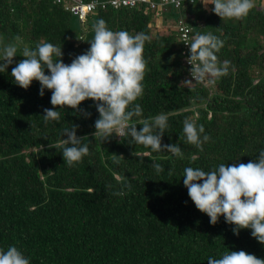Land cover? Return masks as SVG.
Segmentation results:
<instances>
[{
	"label": "trees",
	"instance_id": "16d2710c",
	"mask_svg": "<svg viewBox=\"0 0 264 264\" xmlns=\"http://www.w3.org/2000/svg\"><path fill=\"white\" fill-rule=\"evenodd\" d=\"M201 2L180 11L165 6L159 16L137 2L97 10L81 22L54 0H0V49L18 46L13 64L0 73V249L14 245L30 264H208L209 257L240 250L264 259V245L250 229L235 235L223 216L212 225L183 184L186 167L208 172L248 163L264 150V0H254L249 15L235 23ZM169 15L187 18L191 42L197 33L224 41L216 55L221 65L229 62L227 75L183 85L190 80L178 32L153 23L154 16L165 21ZM99 19L112 31L150 36L144 94L135 102L143 114L133 123L139 131L140 120L165 114L162 145H179L183 158L153 152L130 136H94L99 113L92 100L79 112L58 109L59 121L45 122L52 93L45 89L41 97L38 81L27 90L15 83L11 71L24 59V46L52 43L70 64L90 48ZM185 119L211 137L203 150L186 141ZM71 125L87 137L82 143L89 153L68 166L59 142ZM153 163L164 170L157 173Z\"/></svg>",
	"mask_w": 264,
	"mask_h": 264
},
{
	"label": "clouds",
	"instance_id": "9594fccd",
	"mask_svg": "<svg viewBox=\"0 0 264 264\" xmlns=\"http://www.w3.org/2000/svg\"><path fill=\"white\" fill-rule=\"evenodd\" d=\"M173 2L180 6V0ZM201 3L214 5L215 15L222 20L244 19L255 7L254 0H202ZM92 30L94 36L88 42L90 48L70 64L63 62L62 47L52 43L40 42L35 49L24 46L21 52L24 59L11 71L15 83L27 90L33 81H38L41 97L45 89L52 93L50 102L53 108L44 109L45 122L59 121L61 113L58 109L71 108L79 112L82 102L92 100L99 113L94 136L105 141L113 133L118 137L130 136L135 143L151 148L153 152H168L183 158L179 145H162V137L168 127L165 114L140 120L139 131L137 124L133 123L134 117L143 114L141 106L135 102L144 94L147 61L143 52L150 36L144 33L132 35L124 30L112 31L103 19L95 21ZM15 41H21V37L16 36ZM189 46L187 63L191 65L190 75L196 84H211L214 79L227 75L229 62L221 65L216 55L223 48L224 41L211 33H197ZM17 51L16 43L6 44L0 49V73L13 64ZM46 69L50 74H45ZM183 85L193 84L185 81ZM78 127L71 125L70 129H64L63 137L67 138L59 142L64 163L68 166L81 162L89 153L88 145L82 143L87 137L76 134ZM204 132L203 125L198 126L191 119L184 120L186 141L201 150L203 144L211 139ZM152 167L157 173L164 170L159 163H153ZM183 184L195 207L210 218L212 225L223 216L226 223L235 226V235H239L240 230L250 229L252 237L264 245V150L260 151L257 159L248 163L220 164L208 172L186 167ZM0 264H30V261L13 245L6 251L0 249ZM208 264H264V259L243 250L228 251L218 259L209 257Z\"/></svg>",
	"mask_w": 264,
	"mask_h": 264
},
{
	"label": "built area",
	"instance_id": "2783aa9c",
	"mask_svg": "<svg viewBox=\"0 0 264 264\" xmlns=\"http://www.w3.org/2000/svg\"><path fill=\"white\" fill-rule=\"evenodd\" d=\"M202 0H180V6H177L173 0H92L85 2L84 0H54L56 4H61L66 11L70 12L73 16H76L79 21L85 22L87 17L97 10H104L108 7L119 8L121 6H134L137 2L148 3L149 7L155 13V16H159L161 9L165 6H171L175 10L180 11L184 5ZM179 36V41L182 45V55L185 57V65L187 66V73L189 80L194 84L196 81L190 75L191 65L187 63V59L190 57V44H191V31L192 28L187 22V18L179 16L172 26ZM202 84H205L202 83Z\"/></svg>",
	"mask_w": 264,
	"mask_h": 264
},
{
	"label": "rangeland",
	"instance_id": "374dc122",
	"mask_svg": "<svg viewBox=\"0 0 264 264\" xmlns=\"http://www.w3.org/2000/svg\"><path fill=\"white\" fill-rule=\"evenodd\" d=\"M211 4H210V8H211ZM177 16V15H176ZM231 21L232 23H235L237 20L235 19H226ZM176 19L174 16H167V20L164 21V17L160 16V17H153V23L158 27V28H164L165 25L167 26H173V24L175 23Z\"/></svg>",
	"mask_w": 264,
	"mask_h": 264
}]
</instances>
